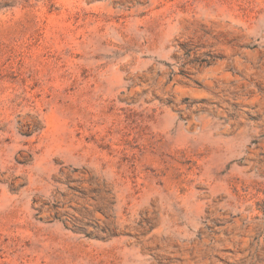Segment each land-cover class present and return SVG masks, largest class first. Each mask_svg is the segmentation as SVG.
I'll list each match as a JSON object with an SVG mask.
<instances>
[{"label":"rangeland","instance_id":"1","mask_svg":"<svg viewBox=\"0 0 264 264\" xmlns=\"http://www.w3.org/2000/svg\"><path fill=\"white\" fill-rule=\"evenodd\" d=\"M0 264H264V0H0Z\"/></svg>","mask_w":264,"mask_h":264}]
</instances>
